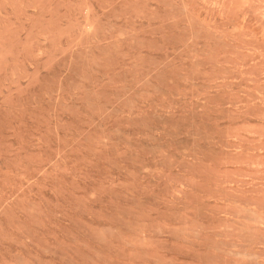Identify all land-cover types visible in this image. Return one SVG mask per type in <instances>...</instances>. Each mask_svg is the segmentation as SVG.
Returning a JSON list of instances; mask_svg holds the SVG:
<instances>
[{
  "label": "rangeland",
  "instance_id": "obj_1",
  "mask_svg": "<svg viewBox=\"0 0 264 264\" xmlns=\"http://www.w3.org/2000/svg\"><path fill=\"white\" fill-rule=\"evenodd\" d=\"M0 264H264V0H0Z\"/></svg>",
  "mask_w": 264,
  "mask_h": 264
}]
</instances>
